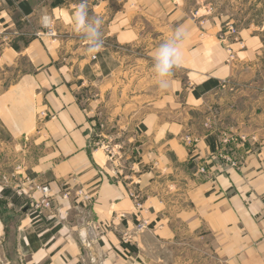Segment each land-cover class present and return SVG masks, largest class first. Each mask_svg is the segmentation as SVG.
Listing matches in <instances>:
<instances>
[{"label":"crops","instance_id":"obj_1","mask_svg":"<svg viewBox=\"0 0 264 264\" xmlns=\"http://www.w3.org/2000/svg\"><path fill=\"white\" fill-rule=\"evenodd\" d=\"M79 2L0 0V207L20 215L18 253L26 264H151L158 246L189 242L227 264H264L259 35L241 30L228 43L186 0H87L89 19L103 20V45L90 53L75 31ZM44 15L56 38L43 33ZM179 27L182 62L161 89L153 57ZM105 137L120 146L118 176L96 149ZM10 173L24 195L3 184ZM33 184L49 186L51 208H33ZM7 217L0 211V236ZM138 220L146 229L122 243ZM93 222L105 234L89 256Z\"/></svg>","mask_w":264,"mask_h":264},{"label":"rangeland","instance_id":"obj_2","mask_svg":"<svg viewBox=\"0 0 264 264\" xmlns=\"http://www.w3.org/2000/svg\"><path fill=\"white\" fill-rule=\"evenodd\" d=\"M186 2L188 6L194 8L202 18H208V20L213 23H219L222 31L225 30L226 24H232L238 30V34L241 30H248L251 34H258L259 38L262 40V45L264 46V0H186ZM53 28L56 32L54 25ZM231 53L233 54L232 51ZM229 58L233 59L234 54L233 57ZM261 60L264 67V49ZM229 135L233 136V138L230 139V142L236 140L235 133ZM11 173L9 174L10 179H3V184L10 186L17 195H24L22 187L15 186L16 181L11 178ZM19 190H21V193H18ZM78 190H76L75 194L81 196L77 193ZM0 211L4 216H8L7 218L10 219L9 230L0 236V264H26L28 256L23 252L18 253L17 251L15 224L20 218V215H15L13 213V215L7 214L6 211H4L3 206L0 207ZM20 211L22 210L20 209ZM97 226L98 224L96 222L87 224L86 226L87 234L85 235V239H83L84 247L82 246V248H84L85 251H88L89 256L90 253L96 254L95 248L100 246L102 241L101 238L105 234L104 230L99 226L97 228ZM145 229L146 228L141 231H135L133 228V232L125 231L121 233L120 240L122 243H124V240H128V244L131 235L135 232H143ZM198 247L200 248V251H198ZM123 252L125 254L124 257L129 255L126 250H123ZM208 252L207 246L203 244H201V246H195L189 242L167 247L158 246V250H155L156 255L151 260V264H227L219 259H215V257L209 255ZM93 258H90L91 264H102L101 260L95 259L93 261Z\"/></svg>","mask_w":264,"mask_h":264},{"label":"clouds","instance_id":"obj_3","mask_svg":"<svg viewBox=\"0 0 264 264\" xmlns=\"http://www.w3.org/2000/svg\"><path fill=\"white\" fill-rule=\"evenodd\" d=\"M41 24L48 27L50 17L42 16ZM75 31L88 42V51L95 53L100 50L103 45L101 26L103 20L99 17L89 19L88 2L80 0L74 10ZM186 38V31L179 27L174 30L172 35L163 43H161L155 52L154 71L158 77V84L161 89L169 87L168 77L172 75L173 69L181 65L182 55L180 45Z\"/></svg>","mask_w":264,"mask_h":264},{"label":"built area","instance_id":"obj_4","mask_svg":"<svg viewBox=\"0 0 264 264\" xmlns=\"http://www.w3.org/2000/svg\"><path fill=\"white\" fill-rule=\"evenodd\" d=\"M48 17H50L49 15H47ZM42 18V17H41ZM41 27L43 29V33L50 37V38H56V32L53 28V24H52V20L50 18V24L48 27H44L41 24ZM223 32V36L222 37L224 40H235V41H239V34H238V30L232 25V24H226L225 25V30L222 31ZM227 51H228V56L229 57H233V54L231 53V49L229 47H227ZM233 136L232 135H228L225 136L224 139L221 141L223 143H226L228 141H230V139H232ZM189 141V140H188ZM96 149H100L103 151V153L105 154L108 162L111 164L112 166V171L114 173V175L118 176L119 175V171L118 169L121 167V160H122V156H121V151H120V146L119 145H115L112 143V139L111 138H101L96 142ZM233 163V162H231ZM200 172H205V168L204 166L199 167ZM31 187L33 188V190L38 191L40 193V199L35 202L33 204V208L36 210L42 209V208H51V204H52V200L49 194V188L47 185L44 184H33L31 185ZM23 191V190H22ZM18 193H21V190L18 191ZM79 195H81V197L83 198V200L85 202H88L91 200V195L89 192H83V190L79 189L77 192ZM68 192L66 191L64 193V197H67ZM128 196L132 199L134 206L136 208V214L138 215L139 212L141 210H143V202H142V198L140 197V194L135 191L134 189H128ZM98 228V226H97ZM146 228V224L143 220H138L136 225H135V231H141L142 229ZM128 240H124V244H127Z\"/></svg>","mask_w":264,"mask_h":264}]
</instances>
